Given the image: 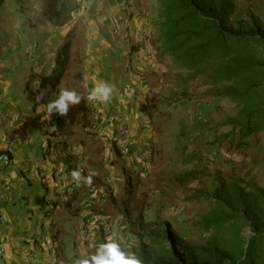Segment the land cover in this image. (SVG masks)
<instances>
[{
  "label": "crops",
  "instance_id": "1",
  "mask_svg": "<svg viewBox=\"0 0 264 264\" xmlns=\"http://www.w3.org/2000/svg\"><path fill=\"white\" fill-rule=\"evenodd\" d=\"M230 1L232 20L249 10L264 21V0ZM162 20L160 0L0 1V151L11 161L0 167V264H95L109 238L120 250L179 217L188 207L163 180L169 160H214L215 185L264 184V131L244 152L224 145L202 125L218 114L205 87L173 91L193 73L169 59ZM64 92L78 102L61 112ZM121 124L134 140L123 153ZM197 181L184 186L205 199L212 189Z\"/></svg>",
  "mask_w": 264,
  "mask_h": 264
},
{
  "label": "trees",
  "instance_id": "2",
  "mask_svg": "<svg viewBox=\"0 0 264 264\" xmlns=\"http://www.w3.org/2000/svg\"><path fill=\"white\" fill-rule=\"evenodd\" d=\"M160 3V35L169 59L201 74L213 100L236 107L217 124L228 127L219 142L245 151L247 139L264 131V21L249 10L233 21L230 0ZM205 196L210 208L200 219L209 232L204 243H183L169 224L147 237L132 257L139 264H264V184L222 180ZM247 226L251 233L245 235Z\"/></svg>",
  "mask_w": 264,
  "mask_h": 264
},
{
  "label": "rangeland",
  "instance_id": "3",
  "mask_svg": "<svg viewBox=\"0 0 264 264\" xmlns=\"http://www.w3.org/2000/svg\"><path fill=\"white\" fill-rule=\"evenodd\" d=\"M236 19H233L235 21ZM185 80L187 81L188 87L187 88H182L178 89V86L173 91H178L182 94L185 95L187 98V94L191 95L190 93L193 92L197 87L199 86L200 88L204 87L202 85V78L203 76L201 74L195 75V74H190ZM187 89L188 92L187 93ZM212 90H209L208 88H205V94L206 96H210ZM203 92V90L201 91ZM175 97L179 98V96L175 95ZM208 98V97H207ZM175 101L174 97L172 99ZM188 100H193L192 102H188L190 105H193L195 102L194 96L188 98ZM215 101V100H213ZM186 102V101H185ZM214 108L216 109V116L215 118H205L202 121V125L205 126V130H215L221 132L227 131L228 127L221 125L220 128L217 127V124H221L223 119L228 116V115H234L236 113V107L228 103L226 100L223 101H215L213 104ZM171 116H169V126L173 128L175 125L174 121ZM217 120V121H216ZM211 121V122H210ZM222 134V133H221ZM262 139H264V135L262 136ZM211 139L206 140V144H211ZM228 141H225L224 145H227ZM264 147V143L262 144ZM244 152V151H243ZM245 154V153H244ZM247 155V154H246ZM219 162V161H218ZM227 163L229 161H224ZM173 162L169 160V166L172 168L171 171H169V176H166L163 180L168 181V184L173 188L172 191L176 190H182L181 194L184 198V202L187 203V209L184 210L183 213H180L179 217H174L172 220L167 222L165 225H150L148 228V232H144L142 236H137L136 241L132 242L131 244H125L120 247V251L124 253L126 258H133L131 252L136 251L139 249L140 244H142L143 241L146 243L148 242L147 237H151L152 235H155L156 233H160L164 231L166 228H169V224L173 231L178 235V237L183 241V243H204L207 236L209 235V232L204 231L201 226H200V218L205 214V212L208 209L209 206V201L206 199H195L196 193L190 192L187 187L184 186L186 183L193 182L194 179H198L197 183L207 186V189L210 190L212 189L215 185L214 181H212V174H213V165L214 160H211L209 158H205L204 162H199V160H189V159H181L180 161V168H177V166H173ZM236 165V166H235ZM233 166H230L232 170H235L236 168H239L237 164ZM195 172V173H194ZM170 192V194H173L176 196L173 192ZM159 195L163 196H169V191H161ZM196 200V202H192ZM177 207H181L179 203H176L173 207H170L172 210V213H177L175 212ZM186 215L184 216V213ZM167 232L163 234V236L167 237ZM166 243L169 244V241L165 240ZM149 249H154V247L150 244H147Z\"/></svg>",
  "mask_w": 264,
  "mask_h": 264
},
{
  "label": "clouds",
  "instance_id": "4",
  "mask_svg": "<svg viewBox=\"0 0 264 264\" xmlns=\"http://www.w3.org/2000/svg\"><path fill=\"white\" fill-rule=\"evenodd\" d=\"M65 100L77 103V97L74 92H64L60 101L58 102V107L61 112L66 111ZM51 107V106H50ZM101 246L102 252L98 257H93L95 264H139V261L135 258H126L124 253L119 250V246L116 242L111 241ZM83 264H88L84 261Z\"/></svg>",
  "mask_w": 264,
  "mask_h": 264
},
{
  "label": "built area",
  "instance_id": "5",
  "mask_svg": "<svg viewBox=\"0 0 264 264\" xmlns=\"http://www.w3.org/2000/svg\"><path fill=\"white\" fill-rule=\"evenodd\" d=\"M128 127L126 124H121L120 127L118 128L117 132H116V136L118 137V139L121 141V144L118 145V149L123 153L125 151H127V149L134 144V140L133 139H130L128 141H125L127 139V136H128ZM10 157L9 155L5 152V151H0V167L1 166H5V165H9L10 164ZM75 173L78 175V174H81L82 172V169L81 167L77 166L75 168ZM1 184H2V177L0 175V201L2 200L3 198V191H2V187H1ZM0 221L3 222L4 221V216H3V212L2 210L0 209ZM251 233V229L247 226L245 229H244V234L245 235H248ZM0 250H3L2 248Z\"/></svg>",
  "mask_w": 264,
  "mask_h": 264
}]
</instances>
